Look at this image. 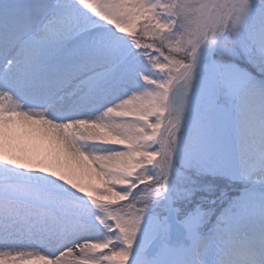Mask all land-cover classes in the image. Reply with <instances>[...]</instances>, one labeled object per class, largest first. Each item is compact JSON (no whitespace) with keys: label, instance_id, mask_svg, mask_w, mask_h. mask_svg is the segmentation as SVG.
I'll list each match as a JSON object with an SVG mask.
<instances>
[{"label":"snow or ice","instance_id":"obj_1","mask_svg":"<svg viewBox=\"0 0 264 264\" xmlns=\"http://www.w3.org/2000/svg\"><path fill=\"white\" fill-rule=\"evenodd\" d=\"M0 264H264V0H0Z\"/></svg>","mask_w":264,"mask_h":264}]
</instances>
